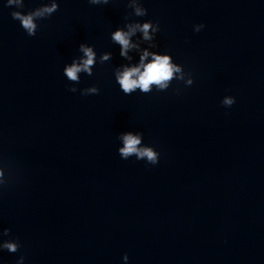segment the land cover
<instances>
[{
    "label": "clouds",
    "instance_id": "obj_1",
    "mask_svg": "<svg viewBox=\"0 0 264 264\" xmlns=\"http://www.w3.org/2000/svg\"><path fill=\"white\" fill-rule=\"evenodd\" d=\"M110 0H88L91 5H107ZM7 7L14 6L17 10L11 12V17L14 20L20 22L21 27L29 36H35L38 30L37 21L46 19L52 16L59 10V3L57 0H49L48 3L35 8L27 13L21 11L24 8V0H6ZM127 7L134 9V16L143 17L147 15V9L143 6H136L135 0L132 3H127ZM127 19V17H126ZM127 30H124V28ZM204 28L203 24L194 26V31L199 32ZM142 33L144 41H151L152 47L157 45L154 43L155 36L152 33L160 31L159 22L153 23L152 21H145L143 23L137 21L135 23H127L124 27H118L111 33V40L120 45L119 55L127 57L128 50L131 48H138V45L131 43V37L137 32ZM78 50L83 53V56L79 60H73L70 65L64 67L63 73L69 81L74 84H79V73L84 72L88 76L93 75L92 69L96 63V53L93 48L87 46L86 43H81ZM111 56V53H104L101 56V64L107 61ZM151 56V60L147 63L148 57ZM130 59V57H129ZM172 56L169 54H161L153 51L149 52L144 49L140 55V63L136 67H124L123 70H116L115 78L124 94H130L137 88L142 93L152 92L153 86L158 91H164L169 88L173 80L183 81L186 86L193 84L191 76L186 80L183 66L172 62ZM70 92H77L78 89L75 86H71L68 89ZM81 95L99 94V88L96 86L87 87L79 90ZM178 92L179 89H176ZM235 103V98L232 96H225L221 104L224 107H231ZM142 132L133 134L131 131L122 133L118 139L122 140L123 147L118 149L120 157L127 160L129 157L135 156L137 160H145L148 164L156 165L159 162L160 154L152 146L141 147ZM4 172L0 169V187L6 185L8 181L4 180ZM10 229H3L0 231V236H10ZM21 243L18 238H10L3 240L0 243V250H7L10 253H16L21 248ZM129 259L127 254H124L123 260L127 262ZM24 257L20 256L17 260V264H23Z\"/></svg>",
    "mask_w": 264,
    "mask_h": 264
}]
</instances>
